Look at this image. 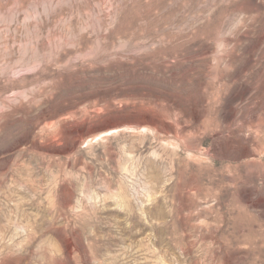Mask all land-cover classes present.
Instances as JSON below:
<instances>
[{
  "label": "rangeland",
  "instance_id": "obj_1",
  "mask_svg": "<svg viewBox=\"0 0 264 264\" xmlns=\"http://www.w3.org/2000/svg\"><path fill=\"white\" fill-rule=\"evenodd\" d=\"M0 264H264V0H0Z\"/></svg>",
  "mask_w": 264,
  "mask_h": 264
}]
</instances>
